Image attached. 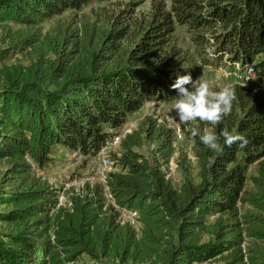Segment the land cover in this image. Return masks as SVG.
I'll list each match as a JSON object with an SVG mask.
<instances>
[{
	"label": "trees",
	"instance_id": "obj_1",
	"mask_svg": "<svg viewBox=\"0 0 264 264\" xmlns=\"http://www.w3.org/2000/svg\"><path fill=\"white\" fill-rule=\"evenodd\" d=\"M94 1L112 0H0V264H264V0L84 12ZM175 24L213 59L252 67L256 81L234 85L232 112L212 129L227 127L247 146L216 153L191 137V158L166 121L147 115L122 139L120 169L107 174L116 205L137 211L140 229L121 222L98 184L61 203L35 171L56 148L97 156L128 116L175 99L178 76H199L173 42ZM14 55L25 58L10 62ZM147 144L152 158L139 152ZM172 158L185 175L179 185L164 169Z\"/></svg>",
	"mask_w": 264,
	"mask_h": 264
},
{
	"label": "rangeland",
	"instance_id": "obj_2",
	"mask_svg": "<svg viewBox=\"0 0 264 264\" xmlns=\"http://www.w3.org/2000/svg\"><path fill=\"white\" fill-rule=\"evenodd\" d=\"M131 1H135L136 5H138V9L144 12H148L154 2V0H112L103 3L94 1L90 3L89 6L85 7L84 12H90L92 9L97 10L103 7L113 9L123 6ZM163 1L168 4L170 2V0ZM70 14L71 12L68 11L64 15L68 16ZM57 18H59V16L48 19L44 26L45 30L53 27ZM172 38L176 46L181 49L188 58V65H196L200 71L198 77L207 81L214 90H219L227 85H248L250 82L256 81L251 66L246 70H242L240 63L238 62L230 63L227 58H223L219 61L213 59L212 55H210L212 51L208 49V46H198L194 43L193 35L189 32L186 26L175 24ZM199 49H207L206 53L208 56H206L205 59L199 57ZM24 58V55H14L11 56L10 62L19 59L23 60ZM175 99L170 102L152 101L147 103L139 111L128 116L122 128H137L142 119L147 115L160 117L162 120L166 121L169 124V127L173 130L175 145L178 148L184 149L189 154V157L193 158V140L189 131L191 125H182L178 122V117L175 119ZM153 149L154 145L147 144L140 149L139 152L148 158H152ZM117 150H119L118 147L110 145L104 151L102 150L97 156H84L80 153L66 150L63 147H58L52 155L53 161L43 169H35V171L38 176L59 189L60 202L66 204L69 197L74 193H82L86 191L87 185L92 187L93 185L98 184L104 188L103 184H105L107 174L114 172V170L116 171V169H120L119 164L115 160ZM108 157H110L111 161L115 162L113 166L114 168L112 169H110L106 163V158ZM256 170L257 164L251 165L248 169L247 190L253 188L252 177L256 175ZM5 171L6 165L0 163V185ZM197 172V168H193L192 176H196ZM184 176L185 175L177 169L174 175V183L179 185L180 180L183 179ZM245 245H247V243ZM84 259L87 260L88 257L85 256ZM107 262L111 263L110 261ZM204 264H225V262L221 258H217Z\"/></svg>",
	"mask_w": 264,
	"mask_h": 264
},
{
	"label": "clouds",
	"instance_id": "obj_3",
	"mask_svg": "<svg viewBox=\"0 0 264 264\" xmlns=\"http://www.w3.org/2000/svg\"><path fill=\"white\" fill-rule=\"evenodd\" d=\"M171 88L177 92L174 103L175 119L178 117V122L182 125H191V136L198 137L205 147L221 153L225 146H247L248 141L243 135L234 134L227 127H224L219 135L212 130L231 114L233 102L236 100L234 86L227 85L214 90L201 77L194 80L190 74H186L178 76ZM201 123L211 125L212 128L201 129ZM221 138L223 144L220 143ZM213 163L211 159L208 161L209 166Z\"/></svg>",
	"mask_w": 264,
	"mask_h": 264
},
{
	"label": "built area",
	"instance_id": "obj_4",
	"mask_svg": "<svg viewBox=\"0 0 264 264\" xmlns=\"http://www.w3.org/2000/svg\"><path fill=\"white\" fill-rule=\"evenodd\" d=\"M122 127L123 126H121L119 129L114 131L113 136L108 140L107 144L103 147V149H102L103 151L108 146L114 145V146L119 148V150H117V152H116L117 156L120 155V153H119L120 152V143H121L122 139L126 136V134H128L134 130L132 128L125 129V127L124 128H122ZM106 163L108 164L110 169L114 168L113 166H114L115 162L111 161L110 157L106 158ZM164 169L167 173V177L172 179L174 182V180H175L174 175L178 169L177 161L175 160V158H172L170 160V162L164 167ZM116 170H118V169H116ZM179 184H180V182H179ZM103 186L105 188L104 189V195H105L106 201L108 204L110 203V204L116 206L117 210L119 211V215H120L119 219L121 220V222L122 223H129L130 225L134 226L136 229L139 230L141 227V223L139 221L138 212L134 211V210H127V209L118 208V206L115 203L114 197L111 194L109 187L107 186V176H106L105 184H103Z\"/></svg>",
	"mask_w": 264,
	"mask_h": 264
}]
</instances>
